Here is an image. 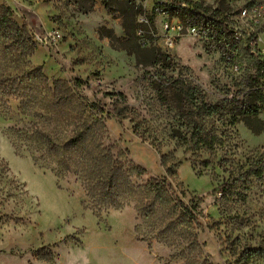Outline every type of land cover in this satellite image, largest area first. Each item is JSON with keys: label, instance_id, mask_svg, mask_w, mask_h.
<instances>
[{"label": "rangeland", "instance_id": "obj_1", "mask_svg": "<svg viewBox=\"0 0 264 264\" xmlns=\"http://www.w3.org/2000/svg\"><path fill=\"white\" fill-rule=\"evenodd\" d=\"M247 1L217 0L210 8L220 13L199 20L206 34L185 35L173 48L157 40L152 47L170 59L155 63L126 32L137 10L123 12L118 0H0L36 42L24 54L0 36V81L17 89L0 90V264H264V110L235 124L229 114L198 118L214 136L203 147L183 116L191 104L172 86L186 77L211 104L244 98L259 60L249 38L255 29L264 37V16H242ZM112 92L126 96L134 120L108 113ZM59 96L69 99L58 104ZM92 103L105 109L97 115L103 143L120 161L146 169L132 178L120 209L94 211L78 176L61 172L39 139L44 132L61 147ZM152 178L167 179L184 205L158 200ZM148 202L154 213L142 217L136 206ZM186 206L197 214L192 223ZM253 248L260 252L246 262Z\"/></svg>", "mask_w": 264, "mask_h": 264}, {"label": "trees", "instance_id": "obj_2", "mask_svg": "<svg viewBox=\"0 0 264 264\" xmlns=\"http://www.w3.org/2000/svg\"><path fill=\"white\" fill-rule=\"evenodd\" d=\"M120 8L123 12L128 13L135 10V5L129 1L118 0ZM108 8L109 4H105ZM204 14L213 12L219 14L220 10H212L210 7H202ZM0 36L9 38L14 45H22V52L29 54L36 49V42L33 40L31 34L26 27H19L18 24L12 20V13L9 7L0 5ZM185 16V15H184ZM193 16V15H192ZM191 16V17H192ZM187 17V16H186ZM200 24L201 21L197 20ZM193 21V22H197ZM202 25V24H201ZM205 26H208L205 24ZM221 29L222 26L218 24ZM137 20H135V28L126 26L128 36H136ZM234 30L225 32L228 36L233 35ZM137 38V36H136ZM138 40V39H137ZM139 46L149 49L153 61L155 63L169 62L170 56L168 54L156 51L152 46ZM124 47L129 49V45L124 43ZM263 64L258 60L257 62V77L251 78L250 91L240 100L225 99L222 103L211 104L204 99L203 91L200 87L194 84L186 77L177 78L172 82L174 90L180 101L188 102L191 107L187 109V113L183 116L190 119L193 123V137L196 139L197 144H203V147L212 145L214 136L206 132L198 124V118L206 116H213L217 114H229L233 124L243 120L241 117H248L251 115L257 116L263 110L264 106V84L261 79L264 77L261 73ZM40 75L42 73L40 71ZM79 81V80H78ZM76 81L78 84H80ZM61 80L55 81L56 88H59ZM15 88L8 84L5 80L0 81V90L5 95H12ZM111 95H116L114 99V108L109 110L108 113L122 121L124 119L134 120L133 110L130 108L126 96L122 92H112ZM64 96L56 97V103L68 100L69 97ZM162 98L165 99V96ZM86 109H90L91 116H86ZM105 109L100 103L86 104L83 106L80 114H77L73 134L68 140L59 147L56 142L48 134L38 132L39 139L46 145L47 152L53 159H55L58 169L61 172L73 173L81 180L82 185L87 191L90 200L91 208L96 212H101L103 209H120L126 204L127 193L134 188L132 178L134 176L140 177L146 172V169L138 164L130 162L128 165L120 161L113 154L112 148L103 143L104 133L106 127L104 124V117L97 115L104 114ZM245 120V119H244ZM247 121V120H246ZM250 125V123L247 121ZM255 131H258L254 129ZM135 131L138 135L143 136L139 124L135 125ZM166 156L162 155V164L165 166ZM166 172L169 176H176V167L168 165ZM256 175H261L263 172L260 168L255 170ZM167 179L159 180L152 178L148 182L151 191L156 195V198L164 203L172 204L173 207L183 206L182 200L175 196V191L172 187L169 188L166 184ZM128 203V202H127ZM138 214L142 217H149L154 213L155 204L146 203L145 205L136 206ZM188 215V216H187ZM184 216L188 217V221L192 223L197 219L195 210L186 206ZM260 250L253 248L248 251V258L246 262L250 261L251 256L259 253ZM264 258V256H262ZM243 258L241 257L240 260Z\"/></svg>", "mask_w": 264, "mask_h": 264}, {"label": "built area", "instance_id": "obj_3", "mask_svg": "<svg viewBox=\"0 0 264 264\" xmlns=\"http://www.w3.org/2000/svg\"><path fill=\"white\" fill-rule=\"evenodd\" d=\"M124 1L133 3L138 12L136 36L141 46H155L156 41L160 40L161 46L173 48L185 35L206 34V27L209 26L205 27L197 20L204 14L202 7H212L217 0ZM241 13L244 18L264 16V0H248ZM249 39V47H253V52L258 47L259 61L263 64L261 73L264 76V37L255 29ZM261 82L264 84V77Z\"/></svg>", "mask_w": 264, "mask_h": 264}]
</instances>
